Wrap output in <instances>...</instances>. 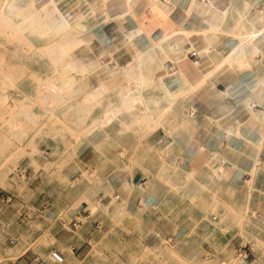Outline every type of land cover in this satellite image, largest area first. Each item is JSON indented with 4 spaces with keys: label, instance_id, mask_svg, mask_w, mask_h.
<instances>
[{
    "label": "rangeland",
    "instance_id": "obj_1",
    "mask_svg": "<svg viewBox=\"0 0 264 264\" xmlns=\"http://www.w3.org/2000/svg\"><path fill=\"white\" fill-rule=\"evenodd\" d=\"M42 10L29 0H0V202L2 197L5 202L0 208V264H18L24 252L42 264H218L233 259L245 243L251 264H264V210L257 207L264 200L261 157L231 193L221 183L217 154V165L205 160L193 172L164 160L153 176L145 175V185L133 181L129 198L115 199L114 190H104L108 198L102 199L94 174L69 177L77 148L96 129L83 125L101 124L94 111L103 95L98 88L85 89L97 64L79 59L85 70L71 71L72 63L64 60L77 59L75 53L68 58L55 53L64 49L67 27L56 8L59 15L50 9L43 15ZM67 73L75 77L69 84L62 79ZM42 94L49 106L40 101ZM88 95L92 99L85 101ZM124 99L127 108L142 104L143 112L121 103L124 114L140 124L137 116L144 118L145 102ZM108 110L105 119L120 112L112 103L104 106L103 115ZM146 115L161 119L162 113ZM20 168H31L36 176L17 175ZM134 187L140 191L136 195ZM43 202L49 205L45 210ZM78 204L89 221L79 229L63 227L61 221L78 214ZM50 207L57 211L53 217ZM54 250L61 260L51 259Z\"/></svg>",
    "mask_w": 264,
    "mask_h": 264
},
{
    "label": "crops",
    "instance_id": "obj_2",
    "mask_svg": "<svg viewBox=\"0 0 264 264\" xmlns=\"http://www.w3.org/2000/svg\"><path fill=\"white\" fill-rule=\"evenodd\" d=\"M29 1L44 9L43 15L46 9L59 15L56 8L68 24L62 43L78 63L98 65L85 89L102 90V105L94 111L101 124L83 125L96 129L77 148L69 177L94 174L102 199L108 198L104 190L129 198L133 181L145 185V175L153 176L164 160L193 172L217 154L224 161L221 183L231 193L251 175L254 159H264V0ZM139 80L145 85L139 87ZM125 97L145 102L140 124L124 114ZM108 103L120 110L113 119L104 118L110 110L102 113ZM133 104L127 109L135 105L142 111L141 103ZM147 110L162 113L161 119L147 116ZM29 173L36 176L31 168ZM259 187L263 196L264 183ZM2 202L3 197L0 208ZM259 202L264 210V200ZM47 206L43 202L41 208ZM75 210L72 219L86 213L80 204ZM56 212L50 207L48 215ZM17 260L42 264L28 252Z\"/></svg>",
    "mask_w": 264,
    "mask_h": 264
},
{
    "label": "built area",
    "instance_id": "obj_3",
    "mask_svg": "<svg viewBox=\"0 0 264 264\" xmlns=\"http://www.w3.org/2000/svg\"><path fill=\"white\" fill-rule=\"evenodd\" d=\"M163 1H168V0H163ZM154 15L162 22H164V17L158 13V12H155ZM171 34V31L169 29H166L163 31V36L167 37ZM194 55V53H193ZM52 92H54V90L52 89ZM40 101L42 102L43 105L45 106H49V99L48 97L45 95V94H42L40 96ZM214 163L216 164V161H215V156L213 154H209L207 156V163ZM218 163H224L223 160H219ZM30 169L27 168V169H23V168H20L19 170L16 171V174L17 175H26V174H30ZM115 199H120V196L118 194L115 195ZM7 202L10 201V197H7L5 199ZM87 219H89V214L88 213H85L84 215H81V216H75L73 219H71L70 221H61V225L63 227H67L69 229H78L79 227H81L82 223H84ZM10 243L13 244L14 243V240H10ZM75 247H72V249H74ZM236 255L234 256L233 259L231 260H227V259H220L218 261V264H251V251H250V248L248 246V244H243V245H239L237 250H236ZM218 256L220 257V254H218ZM51 259L53 260H61V254L54 250L51 252V255H50ZM35 261H39V258L38 257H35Z\"/></svg>",
    "mask_w": 264,
    "mask_h": 264
},
{
    "label": "bare ground",
    "instance_id": "obj_4",
    "mask_svg": "<svg viewBox=\"0 0 264 264\" xmlns=\"http://www.w3.org/2000/svg\"><path fill=\"white\" fill-rule=\"evenodd\" d=\"M51 1V0H50ZM51 3V2H50ZM53 3V2H52ZM49 5V4H48ZM47 5V6H48ZM51 5V4H50ZM53 5V4H52ZM62 19H63V22H62V20H60L62 23H64L63 24V26L64 27H68V24H67V20H66V18L62 15V17H61ZM62 47H64V49H62L59 53L58 52H55L57 55H63V56H68V55H71V52H72V50H69V48H68V46H67V44L65 43V44H63V46ZM71 68L73 69V70H83V66L82 65H80V63H78L76 60H74L73 61V63H72V66H71ZM63 82L64 83H66V84H69L70 82H71V78H70V76H67V74L66 75H63ZM145 81L144 80H139L138 81V86L139 87H142V86H144L145 84ZM84 99H85V101H90L92 98H91V96H85L84 97ZM148 111V110H147ZM145 115V114H144Z\"/></svg>",
    "mask_w": 264,
    "mask_h": 264
}]
</instances>
